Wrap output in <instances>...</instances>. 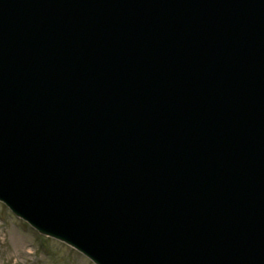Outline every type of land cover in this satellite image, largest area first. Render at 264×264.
<instances>
[{"label":"water","instance_id":"1","mask_svg":"<svg viewBox=\"0 0 264 264\" xmlns=\"http://www.w3.org/2000/svg\"><path fill=\"white\" fill-rule=\"evenodd\" d=\"M0 200L97 264H264V0H0Z\"/></svg>","mask_w":264,"mask_h":264},{"label":"rangeland","instance_id":"2","mask_svg":"<svg viewBox=\"0 0 264 264\" xmlns=\"http://www.w3.org/2000/svg\"><path fill=\"white\" fill-rule=\"evenodd\" d=\"M0 264H94L71 246L40 235L0 201Z\"/></svg>","mask_w":264,"mask_h":264},{"label":"bare ground","instance_id":"3","mask_svg":"<svg viewBox=\"0 0 264 264\" xmlns=\"http://www.w3.org/2000/svg\"><path fill=\"white\" fill-rule=\"evenodd\" d=\"M205 102L207 103V104H210L209 102H212V100H211V98L210 97H207V100L205 99ZM232 111V113H230V115H231V118L234 116L235 118L231 121L232 122V124H233V130L234 131H237V130H239L243 125V123H241L242 122V119H243V117H245V114H242V116H240L239 114H237V111H235V110H231ZM230 118V117H229ZM241 123V124H240ZM106 154H108V152H106ZM121 194L120 193H118V192H116L115 193V196H113V197H111L112 198V201H113V203L114 202H119V196H120ZM76 201H74V203H75ZM78 204H81V205H84L85 203H84V201H82V202H77ZM65 206L63 207L65 210H67L68 209V207H69V203H68V200H66L64 203H63ZM216 215L219 217V216H221L222 214H220V213H216ZM222 217V216H221ZM220 218V217H219ZM222 253V252H221ZM208 261V260H207ZM184 262H186V261H184ZM230 262H233L232 264H236L235 262H236V260L234 259V260H230ZM169 264H170V262H169Z\"/></svg>","mask_w":264,"mask_h":264}]
</instances>
